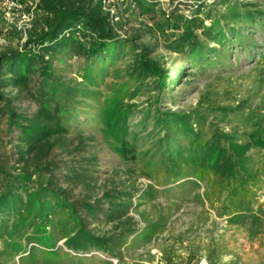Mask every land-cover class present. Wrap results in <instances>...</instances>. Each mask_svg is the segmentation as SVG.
<instances>
[{
    "label": "trees",
    "instance_id": "trees-1",
    "mask_svg": "<svg viewBox=\"0 0 264 264\" xmlns=\"http://www.w3.org/2000/svg\"><path fill=\"white\" fill-rule=\"evenodd\" d=\"M160 1L132 3L144 14H155ZM168 1L160 10L162 26L175 30L167 48L185 56L174 70L154 57L155 46L141 41V31L121 34L123 25L112 23L100 0H39L38 21L22 46L0 50V126L6 118L9 134L18 132L14 164H0V241L8 251L21 252L27 238L57 256V243L64 239L74 256L112 257L132 244L129 238L152 240L156 224L145 234L132 225L112 234L92 228L104 219L121 221L116 230L126 224L122 220L132 206L123 199H132L136 189L112 188L95 198L75 195L73 187H91L96 178L98 157L87 155L84 133L71 136L84 120L100 122L111 149L125 161H140L149 170L158 156L175 181L189 172L199 180L208 176L214 191H227L225 208L239 209L240 195H255L264 167L255 166L252 151L264 152V115L251 108L221 109L220 123L244 114L250 123L241 133H228L217 122L207 125L209 115L199 111L163 110L161 100L187 66L204 70L234 50L251 58L258 53L264 60L259 51L264 49V9L243 0ZM124 63L125 71L110 82ZM68 69L77 75L69 79ZM145 89L158 93L146 105L135 101ZM26 101L36 109L23 106ZM148 142L152 146L145 149ZM36 250L31 247L28 255ZM5 251L0 250V264Z\"/></svg>",
    "mask_w": 264,
    "mask_h": 264
},
{
    "label": "rangeland",
    "instance_id": "rangeland-1",
    "mask_svg": "<svg viewBox=\"0 0 264 264\" xmlns=\"http://www.w3.org/2000/svg\"><path fill=\"white\" fill-rule=\"evenodd\" d=\"M243 1L258 3L264 9V0ZM168 3V0H161L160 8L155 14H144L138 5L128 3L120 10V23L123 26L119 28V32L123 35H136L141 31V41L155 46L154 57L168 69L174 70L182 64L185 56L167 48V39L175 30L170 26H162L165 22L160 10L167 8ZM37 21L36 13L33 27ZM19 22V12L16 13L13 24H8L0 13V50L20 48L28 38L33 27L25 32L18 27ZM256 40H261V37L256 36ZM259 51L264 54V49ZM224 57L219 59L218 64L204 65V70L187 66V72L184 70L180 80L166 90L161 100L162 109L199 111L202 115H209L207 125L217 122L228 133L237 129L241 133L250 123H247L244 113V116H232L228 122L220 123L217 115L221 109L251 108L264 115V60L258 53L251 58L248 52L240 50H234L231 55L224 52ZM125 68L126 63L115 71L109 81H116V73L124 72ZM68 70L69 74L76 71ZM70 75L69 79L77 74L74 72ZM149 90L145 89L135 101L146 105L151 96L158 94L155 90ZM107 93L105 89L104 95ZM23 106L30 111L36 109L29 101ZM138 119L139 116L135 117L133 123H137ZM5 121L6 118L0 126V164L4 166L14 164L18 145V132L10 135ZM84 123L71 136L74 137L76 131L84 133L81 137L85 139L84 144L89 153L87 155L98 157L92 174L96 178L90 181L91 187H73L75 195L95 198L112 188L119 191L136 189L132 199H123L124 203L132 206L122 220L128 221L126 224H119L116 230V225L121 221L107 222L104 219L92 228L96 227V232L101 234H112L132 225L139 228L141 234H145L150 231V224H156V233L149 242H145L143 235H139L137 240L129 238L128 241L132 244L117 250V255L112 256L114 262L101 255L74 256L76 254L66 248L64 239L57 243V256L48 253L36 240L23 238L21 252L8 251L0 241V250H6L7 253L6 258H3L5 264H203L204 261L206 264H264V175L260 176V185L255 187L252 198L239 196L237 201L244 202L243 207L228 209L224 207L227 191H214L208 176L199 180L189 172V176L175 181L167 175L158 156L153 167L145 170L142 162L125 161L114 153L101 132L100 122L84 120ZM79 139L80 137L75 138V143ZM146 146L145 149H148L152 143L148 142ZM252 158L255 166L264 167V152L253 150ZM2 185L3 182H0V189ZM31 247H37L34 256L28 255Z\"/></svg>",
    "mask_w": 264,
    "mask_h": 264
},
{
    "label": "built area",
    "instance_id": "built-area-1",
    "mask_svg": "<svg viewBox=\"0 0 264 264\" xmlns=\"http://www.w3.org/2000/svg\"><path fill=\"white\" fill-rule=\"evenodd\" d=\"M100 2L103 10L110 15L112 23L118 25L122 18L120 10L122 7H126L128 3L133 2V0H100ZM38 3L39 0H0V13H2L8 24H13L15 15L19 12L20 22L18 23V27L26 32L33 27ZM99 255L114 262L111 256L105 254Z\"/></svg>",
    "mask_w": 264,
    "mask_h": 264
},
{
    "label": "bare ground",
    "instance_id": "bare-ground-1",
    "mask_svg": "<svg viewBox=\"0 0 264 264\" xmlns=\"http://www.w3.org/2000/svg\"><path fill=\"white\" fill-rule=\"evenodd\" d=\"M203 264H206V262L204 261Z\"/></svg>",
    "mask_w": 264,
    "mask_h": 264
}]
</instances>
